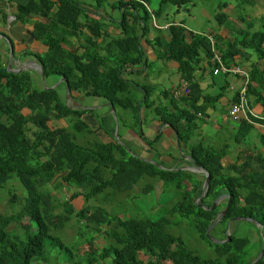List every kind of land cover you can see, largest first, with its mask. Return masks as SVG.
Masks as SVG:
<instances>
[{
    "label": "trees",
    "instance_id": "obj_1",
    "mask_svg": "<svg viewBox=\"0 0 264 264\" xmlns=\"http://www.w3.org/2000/svg\"><path fill=\"white\" fill-rule=\"evenodd\" d=\"M105 1L95 0L96 7ZM194 1L156 0V7L151 9L148 6L150 0H117L112 7L121 10L117 24L120 35L106 45H97L94 38L101 37L103 29L99 21L87 17L81 19L85 9L76 0H27L25 4L15 5L13 16L21 24L32 25L33 39L43 49L25 50L22 55L31 57L41 66L44 78L50 75L62 77L69 95L71 91L82 90L85 96L101 98L110 102L113 108L129 110L135 123L138 106L151 107L153 101L148 98L147 87L138 101L123 72L127 66L142 60L138 42L151 28L152 19L158 20L168 6L175 7L174 13L186 11ZM255 1L232 0L242 25L234 28L233 34L226 39L211 32L187 30L180 21L168 23L169 39L165 43L162 44L160 35H155L152 45L158 48L164 45L159 57L177 62L178 75L189 88L186 95L177 99L170 94L167 96L164 91L173 111L166 105L153 107L154 115L167 124L177 142L187 148L186 152L179 151L178 159L150 157L155 164L167 169L157 167L113 138L114 121L111 126L105 124L106 120H112L109 106L105 117L94 115L97 128L110 140L92 138L96 135L95 130L82 117L92 110L68 107L57 86L44 89L43 85L36 84L39 76L35 80L30 74L32 71L8 72L0 61V189H4L10 180L17 181L23 188L21 195L8 190V206L12 210L0 212V264H39L37 261L47 264L48 260L50 264L56 261L63 264H99L101 261L107 264H162V261L170 264H248L256 257L264 234V155L244 145L237 149L233 161L223 163V158L229 154L230 142L224 141L220 145L204 141L188 143L198 127L194 114L205 106V103L203 106L197 103L200 89L192 79L193 72L202 58L210 62L213 50L226 66L236 55L246 54L245 61H249L245 70L247 103L252 107L264 102V15L251 18L246 12ZM227 2L216 4L213 18L217 26L229 24L228 14L222 10ZM0 12V20L4 21L5 13L2 9ZM207 36L213 39L212 43ZM73 38H81L88 45H72L70 40ZM249 55H255L254 60H250ZM60 84L64 85L63 81ZM211 98L217 99L215 96L209 100ZM237 100L236 92L232 102ZM177 102L186 104L188 109ZM115 118L117 120L116 114ZM255 120L264 123V119ZM251 127L250 123L241 120L231 141L236 144L243 141ZM139 136L151 152L161 134L151 140ZM184 155L189 159H181ZM193 164L209 174L207 188L198 202L203 174L169 170ZM141 178L160 182L162 188L171 190L172 196L176 197L163 214L151 218L136 211L133 216L121 217L100 205L88 204L93 198L103 201L125 193ZM60 188L71 190L69 197L63 200L57 197L55 192ZM152 188L148 181L140 192L147 193ZM221 194L229 196L228 207L209 228L208 234L219 240L225 239L227 220L242 216L259 223L260 227H257L247 221L255 226V241L250 243L245 236L233 232L223 243H214L207 238L205 230L226 204V198L214 208H208ZM77 196H82L83 205L75 210L70 201ZM166 212H178L181 218L189 219L191 228L221 258H203L180 236L168 232ZM72 219L79 224L73 239L65 241L63 235L58 237L50 233L51 229H62L64 233ZM94 233L102 235L103 243L95 242ZM69 241L74 243V247L71 246L74 251L67 246ZM80 241L85 242V249H80ZM54 250L57 254L64 253L63 259L56 260L58 255ZM139 253L146 259L140 258ZM253 264H264L263 255Z\"/></svg>",
    "mask_w": 264,
    "mask_h": 264
},
{
    "label": "crops",
    "instance_id": "obj_2",
    "mask_svg": "<svg viewBox=\"0 0 264 264\" xmlns=\"http://www.w3.org/2000/svg\"><path fill=\"white\" fill-rule=\"evenodd\" d=\"M76 1L80 2L85 9L84 15H81V19L83 20L85 17H87L95 21H99L100 26L103 29V31L101 30V32H103V35L101 37L94 38L97 45H106L110 39L120 35V29L118 28L117 24L119 22V17L121 16V10L112 7V5L115 4L117 0H106L99 7H96L98 5L96 4L95 0ZM26 2L27 0H8L9 11L7 12L3 7V3L0 1V9H2L5 13V20H0V61L1 64L5 66L9 60V54L8 57L6 56V54L9 52L8 45H11L12 47L11 65L13 68L21 67L24 64L29 63V61L31 60L34 61V59L28 56H23V51H36L32 49L33 47H36L39 50L43 49L41 44L37 40L33 39V37L30 41H27L29 37L27 32H31L32 25L21 24L20 22L15 20L13 16V9L15 5L25 4ZM152 4L155 3L152 2ZM154 8L155 5H153V9ZM174 10L175 7L168 6L166 7L165 13L159 17L160 19H152L150 25L151 28L145 36L139 39L138 42L143 54L142 60L136 65L127 66L123 72L124 77L131 83L130 90L134 97L138 101H140V97H143L145 93L143 89L144 87H147L149 93L148 98L149 100L153 101V105L151 107L139 105L137 108L138 120L135 123L129 110H123L120 108H114L113 110L114 116L115 114L119 116V122L122 124V131L118 136L120 143L126 145L134 143V145L138 149V152L135 153L143 156V158L147 161L151 159L150 154H153L152 157H158L159 160H165V157H169L170 153H163L159 150L148 152L144 141L139 135H142V138L151 140L156 135L161 134L160 139L154 146L160 147L161 149L171 146L177 154V157L179 151L182 150L183 152H186L187 150L185 145L177 142L175 133L168 127V125L163 124L160 119L153 113V107L156 105H166L169 111H173L172 105L163 95L164 91L167 92V96H170L173 89L177 88L183 82H185L181 81L178 75V64L176 61L170 59H161L159 57L160 51L164 50V45H161L159 48L157 47V45H152V41L155 35H160L162 44L165 43L169 39L167 25L170 21H173L175 23H179L180 21L187 30H191L193 32H205L201 29L188 27L183 13H174ZM168 13H173L175 18H167ZM9 15H11L12 18H8ZM222 27L223 26L221 25L216 27V29L208 30V33L211 32L216 37L219 36L226 39L228 37V34L226 36V34L223 33L224 31ZM157 30L159 31V33L157 32ZM82 31L85 34L89 35V32L86 29H82ZM70 41L72 45H88L81 38H73ZM220 46L224 48V45ZM80 51L81 49L79 48L78 52ZM213 52L217 51L213 50ZM245 56L246 54L243 53L236 55L235 57H233V62L228 64V66L235 65L246 70L247 64L244 63H246L247 61H245ZM210 64L211 63L209 62V59L202 58L198 64V67H196L193 72L192 79L197 83L200 89L199 99L197 103L201 106H203V103H205V106L204 108L201 107V110L194 114V122L198 127L195 129L192 137L188 140V143L195 144L199 141H201L202 143L204 141L205 143L213 142L214 144L220 145L224 141L230 142L231 147L229 148V154H227L223 158V163H229L233 161L236 157L237 149L244 145H248L252 149V151H259L264 155V133H262L261 128L256 124H251L252 127L243 141L239 142L238 144L231 141L232 134L235 132V130H237V126L242 119H232L227 114V110L233 103L232 98L234 94L238 89H240V87L244 85V80L241 76L232 73L218 72L214 74L212 72L213 67ZM29 71L33 72V70ZM32 72L30 74H32ZM161 75H163V80ZM169 75H171L172 78H167ZM50 78V82L47 83V86L53 84L57 85V83L54 82L60 77L52 75ZM74 94H76L75 91H71L68 97H75ZM215 96L217 97L215 101L214 98H211V100H209L210 97ZM68 97H66V99L64 100L66 104L68 101ZM81 98L83 99V97ZM93 98L94 101L91 107L80 106V101H78L76 106H69L72 108L77 107L80 109L92 110V112L89 114L87 113V115L91 116V118L94 119L93 123L95 125L94 127H92L91 125L89 126L91 127V129L95 130L96 136L99 137L101 141L110 140V138L107 137L106 134L101 131V129L97 128L98 122L95 119L94 115V113H96L100 116L104 115L105 117L108 106L106 104L107 102H104L102 100L100 103H98L95 101V98L98 97ZM174 98L177 99L178 97ZM177 104L182 108H187L186 104H183L181 102H177ZM251 109L257 114L264 116V102L263 104L252 106ZM84 115H82L83 118ZM129 120L130 123H128ZM112 124L113 120H111V124L109 126H111ZM225 158H228L229 161H225ZM181 159L187 160V155H184L183 157H181Z\"/></svg>",
    "mask_w": 264,
    "mask_h": 264
},
{
    "label": "rangeland",
    "instance_id": "obj_3",
    "mask_svg": "<svg viewBox=\"0 0 264 264\" xmlns=\"http://www.w3.org/2000/svg\"><path fill=\"white\" fill-rule=\"evenodd\" d=\"M223 1L224 0H195L193 5L187 6L188 8L187 11L182 10L179 12H182L183 15L185 16L184 18H185V21L188 27L197 28L205 32H208V30L216 29V27H218L213 18V14L217 11L216 4H218L219 2H223ZM227 1H228L227 5L224 8H222V10L228 14L227 18H228L229 24L226 26H223L222 29L224 31L223 33H225L226 36L227 34L228 36H230L233 34L231 31L234 28L237 29V27H240L242 23L237 18L238 13H237L236 8L233 7L234 2H232V0H227ZM152 2H154L155 4H152ZM148 5L151 9L153 8V5H155L156 7L157 5L156 0H150V3ZM185 12H187L188 14ZM246 12L248 13V15H250L251 18L264 15V1L256 0L252 6L247 7ZM167 18L173 19L175 17L173 13H170V14L168 13ZM32 49L39 50L36 47H33ZM6 56L8 57V53L6 54ZM254 58H255V55H250V60H254ZM244 64H247L246 66H248L249 61ZM31 75L35 80H37L39 76V74L36 71H33ZM51 76L52 75L48 76L47 78H44L45 84L50 82ZM161 76L163 80L164 79L163 75ZM167 78H172V76L169 75ZM58 80L59 79L55 80L54 82V83H57L56 89L59 95L63 98V100H65L66 95H67L65 91V87L64 85L60 84V81ZM36 84L42 85L40 78L39 80L36 81ZM75 93H76L74 94L75 97H72V98L68 97L67 105L76 106L78 101H80L79 103L80 106L91 107L94 101L93 97L84 96V91L82 90L75 91ZM81 97H83V99ZM79 99H82V100H79ZM95 99H96L95 101L98 103L102 101L101 98H95ZM23 112H26V111H23ZM110 115L112 117V120L114 121V126L116 124L118 128L117 132L120 133L122 131V126H121L122 124L119 122L120 117L116 115L117 116V120H116L115 116H113L111 112H110ZM84 119H86L85 122L88 125H91L92 127H94L95 125L93 123L94 119L91 118V116L86 114L84 115ZM65 121L66 120L64 119V122ZM128 123H130V120ZM51 124H56V123L54 121H51ZM105 124L109 126L111 124V119L106 120ZM27 134L30 135V131H28ZM92 138H96L100 140L99 137H97L96 135L95 136L92 135ZM115 140H119V139H115ZM119 143H120V140H119ZM127 146L129 147L130 151L138 152V149L136 148L134 143L128 144ZM155 150L157 151L159 150L163 153H170L171 157H173L174 159H178L177 154L175 153L173 147L171 146L163 148V149H161L160 147L154 146V151ZM150 156H153V154H150ZM152 159L157 160L158 157L154 156ZM225 161H229L228 158H225ZM149 162H152L155 164L154 160L150 159ZM196 173L200 174L199 172H196ZM148 181L152 184V187H153L152 190H150L147 193H141L140 192L141 188ZM8 190H10L11 193H14L16 195H21V190H23V188L17 181L10 180L5 184L4 189H0V212L8 213L12 210V208L9 209V206H8V197H9ZM55 194L57 197L63 200L64 198L66 199L67 197H69V195L71 194V190H65L64 188H60L56 190ZM175 199L176 197L172 196L171 190L165 189L164 187L162 188L160 182L149 179V178H141L140 181H138L137 184L134 185L132 189L126 191L125 193H119L114 198L108 199V200L105 199L103 201L102 200L100 201V199L98 198L97 199L93 198L88 201V204L100 205L107 212L118 214L121 217L122 216L123 217L133 216L136 214V211H139L140 214H146L148 217L154 218V217H157L163 214V211L165 209H168ZM70 202L73 205L74 209L77 210L83 205V198L82 196H77L71 199ZM164 215L167 218V223L165 225L166 230L173 235L180 236L184 240L186 245L191 250H193L196 254H198L199 256H202L203 258H212V259L217 258V257L221 258V256L217 254V252L213 249V247L205 243L197 235V233L191 228L189 219L181 218L178 212H175L173 214L166 212ZM142 216H145V215H142ZM228 220L226 222V225L228 223ZM11 226L12 225H10L9 227ZM78 226L79 224L74 223L72 219L68 222V225L65 227L64 233H62L63 231L62 229H51L50 233L58 237H61L63 235L62 236L63 240L67 241V240L73 239L74 236L77 235L76 229ZM255 226L244 220H234L233 219L229 222V232H233L237 236H245L246 238L249 239V242L251 243L256 240L257 233L255 231ZM94 240L97 244H101L104 241L102 238V235L98 233H94ZM70 242L72 241H69L66 244L67 246L71 248L72 251H74V248H72L74 247V243L70 244ZM79 247L80 249H85L86 247L85 242L80 241ZM53 252L57 254L55 250ZM60 254H57L58 256L56 257V260L61 259V258L63 259L64 253H60ZM139 257L142 258L143 260L146 259V256L143 255L142 253H139ZM263 259H264V253H263ZM48 262L47 264H50ZM36 263L46 264L44 261H37ZM51 264H63V263L56 261V262H52ZM99 264H107V263L101 261V263ZM162 264H170V262L162 261Z\"/></svg>",
    "mask_w": 264,
    "mask_h": 264
},
{
    "label": "water",
    "instance_id": "obj_4",
    "mask_svg": "<svg viewBox=\"0 0 264 264\" xmlns=\"http://www.w3.org/2000/svg\"><path fill=\"white\" fill-rule=\"evenodd\" d=\"M27 33H28V35H29L27 41H30V40L32 39L33 35H32V33H31L30 31H28ZM8 51H9V52H8V54H9V60H8V62H7V64H6V70H7L8 72L16 73V72H20V71H24V70H33V71H36V72L39 74V78H40V81L42 82V85H43V88H44V89H52V88H54L55 85H51V86H46V85H45V82H44V75H43V72H42L41 66H40L36 61L31 60V61H29V63L24 64V65L21 66V67L13 68L12 65H11V56H12V47H11V45H8ZM59 81H61V82L63 81V83H64V87H65V91H66V94H67L66 97H68V95H69V89H68V87H67V84L65 83V81H64V79H63L62 77L59 78ZM106 104L109 106L110 111L112 112V115L114 116V114H113V110H114L113 106L111 105L110 102H107ZM65 105H67L66 102H65ZM67 106H68V105H67ZM68 107H70V106H68ZM70 108H72V107H70ZM113 137H114V139H117V138H118V137H117V126H116V124H115V126H114ZM116 141L119 142V140H116ZM178 149H179V148H178ZM187 158L189 159V156H187ZM148 161H149V160H148ZM156 165H157L159 168L167 169V168L162 167L161 165H158L157 163H156ZM176 169L188 170V171H193V172H199V173L203 174L204 178H203V181H202V184H201V192H200L199 196H198L197 199H196V202H198V201L201 199V197L204 195V192H205V190H206V188H207L208 181H209V174L207 173V171L203 170L200 166H197V165H194V164H193V165H182V166H179V167H177V168H175V169H171V168H169V170H176ZM224 198H226V204H225L224 207H223V208H222V209L216 214L215 219L213 220V222L211 223V225H209V226L206 228V230H205V235L207 236V238H208L211 242H214V243H223V242H226V241L229 240V234H230V232H229V222H230L231 220H233V219H234V220H245V221H249V222L253 223L254 225H256L257 227H260L259 223H258L255 219L248 218V217H242V216H236V217H233V218H231V219L228 220V223H227V225H226V227H225V232H224V234H225V239H221V240H219V239H216V238L210 236V235L208 234V230H209L210 227H212V226H213V225H214V224H215V223H216V222L222 217V215H224V213H225V211H226V209H227V207H228V203H229V199H228V198H229V196H228L227 194H221V195H219L218 197H216V198L212 201L210 207L208 208V209H212V208H214L215 205H216L220 200H222V199H224ZM263 253H264V234H262V244H261V247H260V249H259V251H258V254H257L256 257H255L252 261H250L248 264H253V263L256 262L257 260H259V259L262 257Z\"/></svg>",
    "mask_w": 264,
    "mask_h": 264
},
{
    "label": "built area",
    "instance_id": "obj_5",
    "mask_svg": "<svg viewBox=\"0 0 264 264\" xmlns=\"http://www.w3.org/2000/svg\"><path fill=\"white\" fill-rule=\"evenodd\" d=\"M3 3V7L5 11H9V5L8 0H0ZM8 18H12L11 15L8 16ZM209 38V41L212 43L213 39L210 36H207ZM210 62L214 65L212 68V72L218 73H232L239 75L244 80V85L240 87V89L237 90V97L238 100L230 105V107L227 110V114L232 119H242L250 124H256L258 125L262 133H264V124L258 122L255 119H264V116L257 114L254 112L251 107L248 105L246 97H245V84L247 81V72L235 65L226 66L221 61L220 55L217 52H213L212 56L210 57ZM189 92V88L186 82H183L180 86L173 89L171 91V95L173 97H178L180 95H186Z\"/></svg>",
    "mask_w": 264,
    "mask_h": 264
},
{
    "label": "flooded vegetation",
    "instance_id": "obj_6",
    "mask_svg": "<svg viewBox=\"0 0 264 264\" xmlns=\"http://www.w3.org/2000/svg\"><path fill=\"white\" fill-rule=\"evenodd\" d=\"M53 85H55L54 87H56L57 85L56 84H53ZM51 86V85H50Z\"/></svg>",
    "mask_w": 264,
    "mask_h": 264
}]
</instances>
